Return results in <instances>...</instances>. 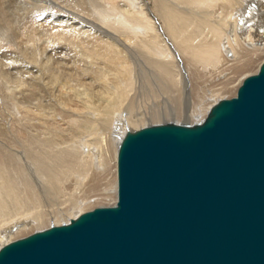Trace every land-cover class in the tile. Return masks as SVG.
Listing matches in <instances>:
<instances>
[{
	"label": "bare ground",
	"instance_id": "6f19581e",
	"mask_svg": "<svg viewBox=\"0 0 264 264\" xmlns=\"http://www.w3.org/2000/svg\"><path fill=\"white\" fill-rule=\"evenodd\" d=\"M263 51L264 0H0V249L76 219L89 190L116 205L119 145L159 114L138 95L204 117Z\"/></svg>",
	"mask_w": 264,
	"mask_h": 264
},
{
	"label": "water",
	"instance_id": "95a60500",
	"mask_svg": "<svg viewBox=\"0 0 264 264\" xmlns=\"http://www.w3.org/2000/svg\"><path fill=\"white\" fill-rule=\"evenodd\" d=\"M118 201L0 249V264H264V62L200 123L128 132Z\"/></svg>",
	"mask_w": 264,
	"mask_h": 264
},
{
	"label": "rangeland",
	"instance_id": "374dc122",
	"mask_svg": "<svg viewBox=\"0 0 264 264\" xmlns=\"http://www.w3.org/2000/svg\"><path fill=\"white\" fill-rule=\"evenodd\" d=\"M258 60H256V62L254 63V65H255V67H257L258 66V64H262V62L264 61V51L262 52V53H260L259 55H258ZM137 60V59H136ZM140 61V60H139ZM140 64V66L142 65V63L140 62L139 63ZM260 68V67H259ZM259 68H257V69H253V70H251L250 72H249V70L248 71H244V72H248V73H242V75H240V76H235L234 77V82H233V86H235V89H234V92L231 94H228V93H226V94H221V95H217V96H212L213 98L212 99H209V101L211 100V102H213V100H217L216 101V103L218 102V99L221 101L222 99H230V98H232V97H234V96H236V92H237V90H238V88L240 87L239 86V82H241V81H244V79L245 78H247V77H249V76H251V75H253V74H256L259 70ZM249 75V76H248ZM149 81H151V82H154V81H152V80H149ZM210 82V81H209ZM218 83V81L216 82V81H214L213 83L211 82V83H208V85L206 86L207 87V92H208V90H210V89H212L213 88V86H215L216 84ZM241 84V83H240ZM213 85V86H212ZM209 86V87H208ZM209 88V89H208ZM83 89V87L81 86L80 87V90H82ZM237 89V90H236ZM160 91H162V90H160ZM163 92V91H162ZM205 92V91H204ZM163 95H155V96H153V97H150V96H145V97H143V95L142 96H140L139 97V95L135 98L136 99V102H135V108H134V112L136 113V112H138V113H140V111H141V113H146V112H149V111H151L152 109L153 110H157V111H159V114L157 115V117H153V116H150L149 114H148V116L146 117L147 118V121L145 120L144 121V123L146 122L147 124L145 125H141V126H135V128L133 129L132 127H134V126H132L131 127V129L133 130L132 132H134V131H137V130H139V129H141V128H143V127H146V126H152V125H162V124H167V123H172V124H185V125H191V126H193V125H195V124H200V123H202L205 119H206V117L208 116V113L210 112V111H208V112H206V114L204 115V117H203V111H195L193 114H190L191 113V110H192V104H189L188 106L187 105H185V102L183 101L181 104H180V109H179V111L177 112V111H174V115H173V112H169L170 110H171V108L174 106V104L172 103V97L169 95V93L168 94H164V93H162ZM156 96H158V97H156ZM220 96V97H219ZM208 97H210V95L208 96ZM142 98H144V99H142ZM155 98H157V100L155 99ZM167 98V99H166ZM134 99V100H135ZM163 99H164V101H163ZM182 99L183 100H186L185 99V97H182ZM191 99V97H189V99H187V101L188 100H190ZM142 100V101H141ZM152 101V102H151ZM186 101V102H187ZM140 102V103H139ZM148 102H149V105H148ZM156 102H157V105H156ZM169 102V103H168ZM170 102H171V104H170ZM215 102V101H214ZM0 103H1V105H0V116H2V114L5 116V117H7L8 116V114L7 113H9L10 115H11V109L10 108H8L5 104H4V102H1L0 101ZM138 104V106H137V104ZM154 105H153V104ZM168 103V104H167ZM143 105V106H142ZM153 105V106H152ZM140 106H142V108L140 107ZM168 106V107H167ZM187 106V107H186ZM145 107H147V108H145ZM163 107V108H162ZM185 107V108H184ZM150 108V109H149ZM2 109H4V110H2ZM6 110L8 111L9 110V112H6ZM147 110V111H146ZM187 110V111H186ZM160 111H162V113L160 112ZM183 112V113H182ZM186 112V113H185ZM188 112V113H187ZM167 113H168V116H167ZM134 114V113H133ZM190 114V115H189ZM178 115V116H177ZM188 115V116H187ZM3 116V117H4ZM167 116V117H166ZM177 116V117H176ZM190 116V117H189ZM151 118V120H150V118ZM157 118V119H156ZM179 118V119H178ZM156 119V120H155ZM160 120V121H159ZM122 124V125H121ZM143 124V123H142ZM116 127V126H115ZM115 127H113L112 129H111V131H113V129H115ZM139 127V128H138ZM117 129H118V131L116 132V133H118L116 136H113V135H111V137H113V140H114V142H117V141H120V134L122 133V132H128L127 131V127H125V128H123V121H121L120 120V122H119V124L117 125V127H116ZM102 128H99L98 130L99 131H101V132H98V133H103V131L101 130ZM105 133V132H104ZM105 134H110V133H108V132H106ZM125 136V135H124ZM116 140V141H115ZM104 141H101V142H99V144H101V143H103ZM99 144H97V145H99ZM113 163L114 162H112V165H113ZM100 185V184H99ZM98 185V186H99ZM111 189H110V188ZM108 188H106V190L105 191H102V190H100L102 187H97V188H95V190H97V191H91V190H89L88 191V195H90V199L88 198L87 200H88V202H89V204H88V206L86 205L85 207V212H87V211H90V210H92L93 208H96V207H98V206H111L110 205V202H111V200H109L108 199V197H111V194L113 193V187H111V186H109ZM110 189V190H109ZM95 192H96V194H98L97 196H96V194H95ZM93 193V194H92ZM103 194V195H101V194ZM110 194V195H109ZM92 195H94V196H92ZM107 195V196H106ZM92 197H98L97 198V200H94V201H90L91 199H92ZM100 197V198H99ZM104 197H105V199H104ZM101 199V200H100ZM107 199V200H106ZM103 200V201H102ZM101 201V202H100ZM93 203V204H92ZM96 203H98V204H96ZM77 213V212H76ZM33 232H35V230L34 231H31V232H29V233H27V235H29V234H32ZM27 235H24V236H27ZM9 240V238H4V239H2V240H0V245H1V243L2 242H4V243H6L7 241Z\"/></svg>",
	"mask_w": 264,
	"mask_h": 264
}]
</instances>
